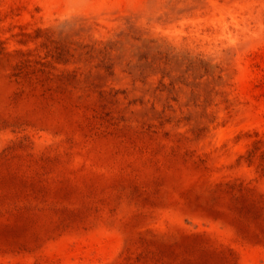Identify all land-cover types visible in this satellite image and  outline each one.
<instances>
[{
  "label": "rangeland",
  "instance_id": "rangeland-1",
  "mask_svg": "<svg viewBox=\"0 0 264 264\" xmlns=\"http://www.w3.org/2000/svg\"><path fill=\"white\" fill-rule=\"evenodd\" d=\"M0 264H264V0H0Z\"/></svg>",
  "mask_w": 264,
  "mask_h": 264
},
{
  "label": "bare ground",
  "instance_id": "bare-ground-1",
  "mask_svg": "<svg viewBox=\"0 0 264 264\" xmlns=\"http://www.w3.org/2000/svg\"><path fill=\"white\" fill-rule=\"evenodd\" d=\"M62 2H63V1H62ZM62 2H61V3H62ZM58 3H60V1H59Z\"/></svg>",
  "mask_w": 264,
  "mask_h": 264
}]
</instances>
